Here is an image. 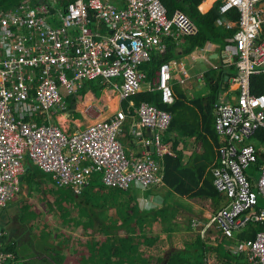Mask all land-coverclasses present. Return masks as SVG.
<instances>
[{
    "label": "built area",
    "instance_id": "built-area-1",
    "mask_svg": "<svg viewBox=\"0 0 264 264\" xmlns=\"http://www.w3.org/2000/svg\"><path fill=\"white\" fill-rule=\"evenodd\" d=\"M35 1V8L21 4L0 15V212L21 192L26 164L76 196L98 178L105 188L123 192L162 182V160L173 154L165 141L172 115L150 102L136 106L129 98L159 90L163 102L175 101L173 63H163L151 80L141 67L153 54L166 53L168 39L199 35L198 24L183 11L170 13L163 0H127L122 8L110 0H76L62 14L60 27L54 28L41 14L58 0ZM233 10L240 18L236 43L227 52L237 58V74L232 78L237 92L231 102L217 103L213 109L224 141L221 164L214 168L215 184L228 204L203 222L197 233L204 241L210 230L230 238L252 220L264 221V210H258L259 196L264 194V165H258L264 154L260 134L264 94L252 90V77L264 75V0H221V14ZM24 25L31 29L30 36L22 37L27 34L21 31ZM73 28L79 32L74 36ZM98 77L109 79L120 99L135 108L137 124L132 133L142 141L139 155L131 154L121 142L126 122L133 117L123 107L72 133L17 117L22 107L26 112L38 108L63 113L67 97L82 81ZM141 129L152 131V138ZM198 223L196 218L192 224L196 228ZM3 234L0 228V264H17L14 254L1 250ZM235 251H246L248 264H264V231Z\"/></svg>",
    "mask_w": 264,
    "mask_h": 264
},
{
    "label": "crops",
    "instance_id": "crops-1",
    "mask_svg": "<svg viewBox=\"0 0 264 264\" xmlns=\"http://www.w3.org/2000/svg\"><path fill=\"white\" fill-rule=\"evenodd\" d=\"M110 1L116 6L121 8L127 5V0H110ZM179 1L184 2L183 4L184 9L177 8L176 11L178 10L191 11L195 9L197 6V9L202 13V15H208L212 13L217 9V7L219 8L221 3V0H198V2H196V5H194L191 2L188 3L185 2L187 0H179ZM9 10H2L0 12V15L4 13V11H9ZM61 16H62V7L59 5L55 8L54 21L52 23H49V25L54 26V28H56L59 25ZM215 25L219 27L217 28L219 34L217 33V35L218 37H220V39L217 41L216 40L211 42L208 41L205 48H202L203 46L198 47L196 51L193 53L192 57L188 55H184L186 39H184L183 37L174 36L166 41L168 48L171 49L175 47L174 50L176 51V55L179 56V58L177 59L175 58V60L172 61L174 72L176 71L175 66L177 67V71L178 70L181 71V72L180 71L175 72L176 74L172 83L173 86L179 84L186 93L187 97L191 100L199 99L202 97L207 98L212 94L213 87L218 88L220 90V94H219L220 100L214 103L213 109L217 103L231 102L237 92L236 86L233 85V81H232V78L237 74L236 65H235L237 58L230 53V50L228 54L226 47L228 46L230 49L236 43L235 35L236 32H238L236 31L238 30V22L236 20H231L227 17H224L218 20V22ZM43 28H45V24L43 25ZM21 31L27 32V34L24 33L22 37L30 36L32 32L31 29L26 28L25 25L21 28ZM211 31L212 28L207 30V34L209 36L211 34ZM162 54L164 53L157 52L155 53V55H153V57H157L156 61L158 62L161 59ZM207 55H209L210 57L208 58ZM189 59H192L195 63L196 62L202 63V66L196 71L187 69L186 62ZM178 61L179 63H177ZM143 67L144 65L141 67V70L146 73ZM158 71H159V66H157V69H155V72L152 76L148 72V75L150 76V79L149 78L148 79L151 80L153 77L156 78ZM82 83L84 85L82 86L81 89H77V91L74 94L67 97L68 106L63 113H53V114H50L48 112L44 113L38 108H35L33 110L29 109L28 112H26L24 110V107H22L18 111L17 117L35 126H47L49 124H53L57 127H60L61 129L66 130L69 133H72L76 130L84 129L90 126L91 124L95 123L96 121L103 120L109 116L114 115L116 110H118L120 107H123L126 110H129L132 113L133 117L127 120L123 135L121 137V141L124 143L126 147L130 148L131 154H133L134 156L139 155L143 151L142 141L137 140L132 133V129H134L137 124L135 108L131 106L129 102H124L120 99L119 90L115 89L112 85H110L111 83L109 79H105L104 77H98L96 78V80H84L82 81ZM155 91L157 90H152V91L145 90L142 93L155 92ZM138 95L129 98V100L135 101L134 98L137 97ZM100 99H102V101ZM197 111L200 112L199 126H198V130L200 131L201 127L203 129L205 125H204L202 109L199 107L197 108ZM207 123L210 125L208 119H207ZM194 129H196V123ZM141 130L142 132L145 133L146 137H148L149 139L152 138L153 136L152 131H149L147 129H141ZM217 134L219 135L218 131ZM180 136L181 135H179V131H177L171 136V139H169V141L166 142L173 151V154H169V155H172L173 157H177L178 152L182 151L183 162L185 167H190L191 169L196 171H199V169L202 167L203 169L206 168L207 172L211 173V174L206 173V176L203 178L204 181L203 185H206L208 178L213 177V174L215 175L213 171L214 168L217 167L219 164V159L221 157V152H220L221 147L218 150L217 147H215V150L212 149L211 151V147H208L209 148L208 149L204 141L200 140L199 139L200 137H197V135H195V137L192 139H188L187 141L178 142V137ZM207 136L209 137V135ZM220 139L221 142H223L221 136ZM212 143L214 144L213 141ZM154 151L151 150L152 153H154ZM166 157H164L162 160L164 169H165ZM25 166H26V172L22 177V191H23V186L25 185H35L37 187L42 185L40 187H44V185H46V183H49V181L51 182L50 183L51 189L58 191L57 187L55 186L50 176L43 173L37 167H31L30 164H26ZM30 169H32L33 178H31L30 176L27 177L28 175L27 171ZM36 174H38V176ZM162 180H163L162 182H160L155 186L150 187L149 189L142 190L133 187L128 192H126L124 195H127L129 197L128 203L133 205V208L125 213H123V210L120 208L121 196L113 195V193L109 192L108 190L101 189L100 186L103 185L101 181L96 182L94 184L92 183L95 186H92V188L91 187L87 188L85 191L86 194L84 196L80 197L81 195L76 196L75 194L72 193L73 195H75V197H79L78 198L79 200H84L83 206L76 207L77 214H79V216L87 218L88 221L90 220L92 224L94 223V221H96V223L99 224L100 218L103 219L105 223V224L103 223V225L105 226V232L102 233V235L105 236V238L109 234H112V231L118 232L117 228L121 227L123 223L122 219H127L129 221V226L127 229L133 230L134 231L133 235H135V237H139L141 234H143L145 232L144 230L146 231L150 230L152 232L161 229L168 230V234L171 235V238H175L176 235H180V233L181 234L183 233L185 235H189L187 240H185V245L180 248L177 245L174 246L173 244H171L170 248L174 247L179 249H185L186 247H189L190 245H194L195 243H198L200 241L199 237L201 236L197 232H201L200 227L203 225V222H208V220L215 213H219L222 208H225V206L228 204V198H227V204L224 205V207L217 208V204L211 198L207 199L206 197V198L192 199L180 195L179 193H177L175 190H173L171 187L167 186L164 183V174ZM32 187L33 186H31L30 189L28 190L30 197H28V202L24 206V209L27 210L29 208L28 213L33 214L31 216L33 220L34 218H36V214H34L35 212L33 211V209H31V205L34 202H36L35 200L36 197L40 198L42 195L39 188L37 191H35ZM65 191H69V189H65ZM96 194L102 195V198H100L102 199V201H100L102 210H99V208L94 207L93 200L95 202L99 200V198H96ZM19 195L17 197H19ZM153 198L162 199L163 202L162 206L154 208L150 211H141V207H140L141 202ZM262 198H264V194H260L259 204ZM17 200L18 199L15 198L14 200L11 201V203L16 204L18 202ZM103 201H105L104 204ZM90 202H92L93 205L90 204ZM108 204L109 205L113 204L114 212L118 211L117 214L118 218L121 219L122 221L120 224L108 223V220L110 218L109 219L108 217L105 218L107 216L106 213H109L107 211V208H105ZM259 204H258V210H264V207H260ZM189 209H192L194 212L190 211ZM157 212H159V216H157ZM71 214H73V211H71ZM103 215L104 217H102ZM195 218H197L199 222L198 227L196 228L194 227V224H192L193 223L192 221ZM259 222L264 223V221L253 222L252 220V222H250L247 226H245L241 230L249 227L250 224H258ZM139 223L141 224V229ZM75 225L79 226L80 223L76 221ZM239 231L234 233L232 237L228 238L223 235L224 233L210 230L209 237L207 238V240L204 241L202 237L201 239L204 242H206L208 245L217 246L218 242L220 243L221 240H233V242H235L238 235L237 233ZM120 232L126 233V228L121 227ZM192 234H194L196 237L193 238ZM105 238H102V240ZM237 240L240 243H235L231 245V251L236 255L246 256L247 260L240 264H248L249 263L248 253L246 251H242V252L235 251V249L240 248L242 244H246L249 241H255V240H246V241H241L239 239ZM215 261H216L215 255L212 252L210 254L209 263L214 264Z\"/></svg>",
    "mask_w": 264,
    "mask_h": 264
},
{
    "label": "trees",
    "instance_id": "trees-1",
    "mask_svg": "<svg viewBox=\"0 0 264 264\" xmlns=\"http://www.w3.org/2000/svg\"><path fill=\"white\" fill-rule=\"evenodd\" d=\"M163 1L167 6V8L169 9L170 13H174L177 10V8L184 9V5H183L184 2L182 1L179 0H163ZM73 2L74 0H58L55 4H49L48 11L46 13H42L41 17L45 20L46 23H52L54 21L55 8L60 5L65 9V15H66L69 4ZM185 2L187 3L191 2L194 5H196V2H198V0L196 1L187 0ZM21 4H25L30 8H35V6L38 3L35 0H0V12L2 10L12 9L13 7ZM184 11L185 10H183V12ZM185 13L188 14L198 24L200 28L199 35L191 36V37H183L184 39H186L184 55H188L191 57L198 47L203 46L202 48H205L208 41L211 42L220 39V37H218L217 35V33L219 32L217 28L219 27L215 25L218 22V20L227 17L231 20H236L238 22L240 18L239 12L237 10H233L227 15H223V14L221 15L220 6L219 8L217 7L215 11H213L208 15H202V13L197 9V6L195 9L191 11L186 10ZM61 24H62V18H60L59 27ZM210 28H212V31L209 36L207 34V30ZM44 30L46 29L44 28ZM71 33L74 36L79 32L77 29L73 28L71 29ZM29 43H31V40L27 39L26 44L28 45ZM174 49L175 47L171 49L168 48L166 53L161 55V59L158 62L156 61L157 57H152V60L148 62V64L144 65L143 69L144 71H146V74L149 79L150 76L148 75V72L152 76L155 72V69H157V66H159V70H160L163 63L172 62L175 60V58L176 59L179 58V56L176 55V51ZM172 89L174 91V98H175V101L173 103L163 102L162 93L160 91H155V92L141 93L140 95L135 97L134 100L136 106H138L141 102L146 101L155 104L159 109H162L172 115L171 127L166 132L167 137L165 135L166 142H168L169 139H171V136L175 132L179 131V135L181 136L178 137V142L187 141L188 139H192L195 137V135H197V137H200L199 138L200 140L204 141L207 148L211 147V151L212 149L215 150V147H217V150L220 147H222L224 145V141L221 142L220 136L217 134L216 120L213 113L214 103L220 100V95H219L220 90L216 87H213L212 94L207 98L202 97L199 99L191 100L187 97L186 93L179 84L173 86ZM252 90L255 94L258 95L264 94V75L252 77ZM199 107L202 109L204 125H205L203 129L200 125L201 127L200 131L198 130L200 112L197 111V108ZM207 119L210 122V125L207 123ZM195 123H196V129H194ZM260 134L264 140V132H261ZM207 135H209V137L211 136L210 139ZM211 140L214 142V144L212 143ZM220 164H221V157L219 159V164L217 167H219ZM258 165L259 167L264 165V154L262 155ZM206 173L211 174L210 172H207L206 168L203 169V167L200 168L199 171L193 170L190 167H185L183 162L182 151L178 152L177 157H173L172 155H169L165 159L164 183L167 186L171 187L173 190H175L177 193H179L182 196H186L192 199L206 198V197L207 199L211 198L217 204V208L224 207V205L227 204V197L218 190L215 184L216 176L213 174V177L208 178L206 185H203L204 182L203 178L206 176ZM27 174H28L27 177L30 176L31 178H33L32 169L28 170ZM99 181H101V178H98L97 181H95L94 183ZM93 184L91 183L89 187L92 188V186H95ZM100 188L104 190H108L109 192L112 191L105 188L103 185H101ZM62 193H65L69 197V200L76 207L83 206L84 200H79L78 199L79 197H75V195H73L71 191L63 190ZM84 193L86 194V192ZM93 202L95 203L94 200ZM90 204H92V202H90ZM189 210L194 212L192 209ZM159 212H157V216H159ZM69 214L70 213H68V215ZM2 221H3V217H1L0 214V227L3 230V227L1 226ZM139 225L141 229V224L139 223ZM128 226H129V221L127 219H124L121 227L122 228L125 227L126 232L128 233L126 242H122L121 240H118L116 242L115 248L113 249H111L108 245L104 244L106 245V248L105 251L100 256L102 258L101 261L105 262V264H112L113 261L112 259H110L111 255L115 256L116 259L114 261H116V264H122L126 258L129 259L134 255H138L139 254L138 251L142 246L145 245L152 246L156 244V238L150 237L149 234L147 235L146 230H144L146 232L144 233L142 232L143 234H141L138 238H136L135 235H133L134 231L127 229ZM262 231H264V223L259 222L258 224H250L249 227L237 233L238 234L237 239L241 241L255 240L258 233ZM5 237L6 235L3 238H1L2 241L1 250L13 253L17 257L16 259L18 264H22V260L27 261V264L29 263L32 264L31 258L34 256L41 257L42 259H47L48 257H51L50 253L45 251L46 256L43 258L41 256L42 253L33 252V250H31L29 247L27 249L24 247V245L17 244L15 242V239H13V241H11L10 243H7L6 241L7 239ZM237 239L235 240V242H233V240H221L220 243L218 242L217 246H212V245H208L206 242H204L201 239V237H199L200 241L198 243H195L194 245H190L185 249L171 247L170 249H168V251L164 253V256H161L160 259H158L157 261L159 262V264H208L210 260V254L213 252L216 259L214 264H240L246 261L247 257L244 255L243 256L236 255L231 251V245L235 243H240ZM110 242L114 243L112 239L110 240ZM120 243H125V244L120 245ZM155 260L156 259L153 256H150L149 258L143 256L142 258H139L136 264H152L153 261ZM163 260H165V262H163Z\"/></svg>",
    "mask_w": 264,
    "mask_h": 264
},
{
    "label": "rangeland",
    "instance_id": "rangeland-1",
    "mask_svg": "<svg viewBox=\"0 0 264 264\" xmlns=\"http://www.w3.org/2000/svg\"><path fill=\"white\" fill-rule=\"evenodd\" d=\"M227 48L228 46L226 49ZM207 57L209 58L210 56L207 55ZM193 62L192 59L187 60L186 68L196 71L202 66V63ZM177 63H179V61ZM175 69V72L180 71H177L176 66ZM175 72L174 77L176 74ZM100 100L102 101V99ZM36 175L38 176V174ZM50 183L49 181L44 187H40L42 185L39 187L35 185L23 186V191L21 190L22 192L19 193L20 195L18 194L19 197H16L18 202L16 204L10 203V205H7V207L1 211L0 214L1 217H3L1 223L4 233L3 237L6 235L5 238L7 239V243L15 239L17 244L24 245L27 249L29 247L33 252L42 253L41 256L43 258L46 256L45 251L50 253L51 257L47 259H42L38 256L32 257V264H50V262L51 264H105V262L101 261L102 258L100 255L105 251L106 245L111 249L115 248L118 240L126 242L128 233L120 232V228H117V231L120 233L112 231V234H109L105 238V236L102 235V233L105 232L103 219L100 218V222L102 223L99 222L98 224L94 221L92 224L87 218L79 216L76 211V206L69 200V197L65 193H62L63 189L57 188L58 191L52 190ZM31 186H33L32 188L35 191L39 188L42 195L40 198L36 197V202L31 205V209L35 212L33 213L36 214V218L33 220L31 217L33 214L28 213L29 208L27 210L24 209V206L28 202V197H30L28 190ZM109 190L113 191L118 189ZM112 191L111 193H113V195L121 196L120 208L123 210V213L133 208V205L128 203L129 197L124 195L128 191ZM84 195L85 193L80 197ZM96 198H99V200L95 202L96 204L94 203V207L102 210L100 204L102 195L96 194ZM104 203L105 201H103V204ZM259 206L264 207V198L261 199ZM112 207L113 204H108L105 207L109 212L106 213L107 216L105 218H110L108 220L110 224H120L122 221L118 218V211L114 212V207ZM71 211H73V214H71ZM68 213L70 214L68 215ZM102 217H104V215ZM76 221L80 223L79 226L75 225ZM148 234L150 237L156 238V244L152 246H142L138 251V255H134L129 259L126 258L122 264H136L139 258L143 256L147 258L153 256L156 260L153 261L152 264H159L157 260L160 259L161 256H164V253L170 249L171 244L181 248L185 245V240L189 237V235L180 233V235H176L175 238H171V235L168 234V230L164 229L154 232L148 230L147 235ZM101 237L105 239L102 240ZM192 237L195 238L196 236L192 234ZM111 239L114 243L110 242ZM124 244L125 243H120V245ZM110 259L113 261L112 264H116L114 255H111ZM163 262H165V260H163ZM22 264H27V261L22 260ZM208 264L210 263L208 262Z\"/></svg>",
    "mask_w": 264,
    "mask_h": 264
},
{
    "label": "clouds",
    "instance_id": "clouds-1",
    "mask_svg": "<svg viewBox=\"0 0 264 264\" xmlns=\"http://www.w3.org/2000/svg\"><path fill=\"white\" fill-rule=\"evenodd\" d=\"M57 1H55V3H56ZM74 2H76V0H74ZM73 2V3H74ZM55 3H51V4H55ZM72 4V3H71ZM70 5V4H69ZM238 11V10H237ZM239 12V11H238ZM65 13V9L62 7V14H64ZM50 26V25H49ZM229 54V53H228ZM236 70H237V68H236ZM84 84H82V86H83ZM82 86L80 87V88H78V89H81L82 88ZM157 91H159V90H157ZM125 102H127V101H125ZM135 102V101H134ZM136 104V103H135ZM122 137V136H121ZM122 142V141H121ZM151 149V148H150ZM162 199H160V198H153V199H150V200H144V201H142L141 202V204H140V207H141V211H150V210H152V209H154V208H157V207H159V206H162ZM1 228V227H0ZM11 253V252H10ZM13 254V253H12ZM15 258H16V256H15ZM17 263V262H16ZM18 264V263H17Z\"/></svg>",
    "mask_w": 264,
    "mask_h": 264
},
{
    "label": "water",
    "instance_id": "water-1",
    "mask_svg": "<svg viewBox=\"0 0 264 264\" xmlns=\"http://www.w3.org/2000/svg\"><path fill=\"white\" fill-rule=\"evenodd\" d=\"M151 150L154 151L155 150L154 147H151Z\"/></svg>",
    "mask_w": 264,
    "mask_h": 264
},
{
    "label": "bare ground",
    "instance_id": "bare-ground-1",
    "mask_svg": "<svg viewBox=\"0 0 264 264\" xmlns=\"http://www.w3.org/2000/svg\"><path fill=\"white\" fill-rule=\"evenodd\" d=\"M253 139H254V138H253ZM253 139H252V140H253Z\"/></svg>",
    "mask_w": 264,
    "mask_h": 264
}]
</instances>
